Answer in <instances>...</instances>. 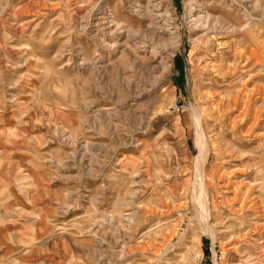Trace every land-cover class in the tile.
<instances>
[{"label":"rangeland","instance_id":"rangeland-1","mask_svg":"<svg viewBox=\"0 0 264 264\" xmlns=\"http://www.w3.org/2000/svg\"><path fill=\"white\" fill-rule=\"evenodd\" d=\"M259 201L264 0H0V264H264Z\"/></svg>","mask_w":264,"mask_h":264},{"label":"bare ground","instance_id":"bare-ground-1","mask_svg":"<svg viewBox=\"0 0 264 264\" xmlns=\"http://www.w3.org/2000/svg\"><path fill=\"white\" fill-rule=\"evenodd\" d=\"M163 15V14H162ZM164 18V17H163ZM206 18V17H205ZM202 20H203V17H201V16H198V17H194V23L195 22H197V23H202ZM149 21V20H148ZM203 24V23H202ZM196 25V24H195ZM202 28V27H201ZM174 33V32H173ZM126 36H127V38L128 39H130V41H131V44H132V46H134V48H139V45H140V42H138L135 38H134V36H133V34L131 35V32H125L124 33ZM214 36V35H213ZM214 38V37H213ZM210 40H212V38L210 39ZM100 43H102V44H105L103 41L102 42H100ZM110 45V44H109ZM114 46H117V44H114L113 45V47ZM137 46V47H136ZM159 46V45H158ZM110 48V47H109ZM151 55H153L154 56V52H151ZM229 106H231L230 105V102H228V107ZM217 108V107H216ZM219 109V117H218V119H216V120H218V121H220V119H221V117L224 115L225 116V113L223 112L224 110L222 109V108H218ZM103 110V109H102ZM215 110V109H214ZM216 111V110H215ZM101 112V111H100ZM218 113V112H217ZM210 114V113H209ZM222 120V119H221ZM200 130V129H199ZM199 143V150H200V154H202L203 152L202 151H204V149H205V145H204V142H198ZM197 143V144H198ZM206 153V152H205ZM198 154H199V151H198ZM203 157H204V155H203ZM202 158V157H201ZM205 159V158H204ZM203 159V160H204ZM197 174V173H196ZM202 177H203V172H202V169L200 168V173H199V179H200V187H199V200H200V204L202 205V211L201 212H198V215H197V218H198V221L202 224V228H203V230H204V232L205 233H207L208 234V236L209 237H211L212 239L214 238V232H213V229H212V227L207 223L208 221H206V217L207 216H205L204 215V213H203V211L206 209V203H205V200L206 199H204V186H203V180H202ZM199 184V183H198ZM195 192V191H194ZM206 192V191H205ZM183 194H184V192H183ZM186 194V193H185ZM205 195H206V193H205ZM258 198H260V196L258 197ZM257 198V199H258ZM254 199V198H253ZM243 203V202H242ZM250 204V203H249ZM252 204V203H251ZM250 204V205H251ZM258 205V206H257ZM263 206H264V202L263 201H259V202H256V203H253L252 204V207H254L256 210V212H258L259 214L260 213H263ZM170 208V207H169ZM161 213H163V212H161ZM160 213V214H161ZM155 215V214H154ZM262 215H264V214H262ZM131 216V215H130ZM258 216V215H257ZM260 216V215H259ZM80 218L81 217H75V219L76 220H80ZM132 218V217H131ZM130 221H133V219H131ZM165 223V222H164ZM166 224V223H165ZM174 232V231H173ZM155 236V235H154ZM157 237V236H156ZM261 237V239H260V242H259V245H263L264 244V236H260ZM154 238V237H153ZM166 238H168V236L166 237ZM214 240V239H213ZM196 242H199V239L197 238L196 239ZM163 243V242H162ZM170 244V243H169ZM230 250V249H229ZM261 252H262V254H264V246H262V248H261V250H260ZM248 259V258H247ZM258 261V260H257ZM257 261H256V259H255V261L254 260H252L251 258L247 261V262H244V263H247V264H257ZM243 262V261H242ZM260 264H262V262H260Z\"/></svg>","mask_w":264,"mask_h":264}]
</instances>
